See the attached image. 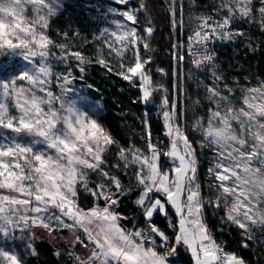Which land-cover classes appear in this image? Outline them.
<instances>
[{
  "label": "snow or ice",
  "instance_id": "snow-or-ice-1",
  "mask_svg": "<svg viewBox=\"0 0 264 264\" xmlns=\"http://www.w3.org/2000/svg\"><path fill=\"white\" fill-rule=\"evenodd\" d=\"M23 2L35 6L37 16L34 19L25 18V10L20 7L22 0H0V56L20 57L32 64L39 56L41 63L39 67L20 71L11 80H0V95L14 98L11 109L6 99H0V234L8 236L13 227L23 230L36 226L49 233L69 229L74 234V244L88 247L81 235L76 234L79 232L93 245L91 255L75 257L77 264H97V261L99 264H170V257L176 254L177 247L169 249L168 236L151 223L154 213L165 212V206L169 204L179 215L175 245L183 244L190 248L195 264H220L221 255L225 257V264H246L235 253L224 252L203 221L205 202L200 185L196 183V152L192 141L175 123L176 104L172 105L171 114L164 112L166 134L172 138L169 152L161 153L151 143L150 132V155H144L139 149L119 150L118 155L125 161V167L139 165L137 187L144 191L136 204L146 218L147 230L120 227L121 217L113 211L119 201V193L123 191L119 179L109 177L115 186V193L106 192L108 186L105 184L88 187L89 170L99 172L102 177L108 176L102 168L103 154L107 146L116 142L87 112L69 106L65 110L67 115H62L52 108L51 92H47V99L37 95V91H47L43 85L51 72L45 63L49 46H66L54 44L45 32L48 19L39 14L46 8L47 15L51 16L55 9L46 0ZM119 2L125 4L127 0ZM257 2L262 5L258 9L253 0H224L220 5L221 10L227 13L224 19L213 25L209 23V18H201V29L207 28L210 32L196 31L195 42L203 45L218 31L228 28L237 17L257 22L264 30V0ZM144 8L145 5L141 4L139 9L123 11L121 15L136 25V12ZM144 31L151 36L154 29L148 27ZM235 35L243 33L237 31ZM112 36L115 42L109 43L108 47L117 55H123L129 47L133 48V66L119 74L125 80L139 77L142 86H145L143 96L147 101L151 92L146 87L150 77L145 72V66L151 62V57L142 59L138 47L145 38L134 26L122 30L119 35L113 32ZM222 36L231 39L229 32H222ZM115 43L121 47L117 49ZM142 46L149 48L147 42ZM70 54L83 59L80 52ZM206 61H213V55L205 54L202 60H195L194 63L199 66ZM98 62L107 65L102 58ZM216 79L222 77L217 76ZM17 81H27L29 86L17 87ZM208 92L218 105L225 106L224 110L221 107L212 110L208 127L202 129L206 142L202 147L214 146L216 152L214 167L208 169L209 174L219 182L216 187L220 195L216 198L215 207H223L226 210L225 219L245 230L247 239L251 240L250 226H264V82L246 90L242 98L243 106L238 109L231 107L232 99L222 95L218 89L210 87ZM164 103H168L167 99ZM44 105L48 106L47 111ZM233 121L237 122L235 126ZM25 139L27 144L20 143ZM49 150H54L55 154H49ZM161 155L173 158L174 162L178 160L179 166L171 169L173 174L161 171L158 163ZM225 182H231V186ZM78 186L97 199L103 197L105 206L102 209L93 207L85 212L77 204ZM156 193H163V198L153 201L150 194ZM207 203L212 204V201ZM53 210H58L59 214ZM29 212L35 215L30 216ZM64 218L71 223L65 222ZM161 238L162 247L156 243ZM243 246L247 247V244ZM0 264L25 262L12 250L0 248Z\"/></svg>",
  "mask_w": 264,
  "mask_h": 264
},
{
  "label": "rangeland",
  "instance_id": "rangeland-1",
  "mask_svg": "<svg viewBox=\"0 0 264 264\" xmlns=\"http://www.w3.org/2000/svg\"><path fill=\"white\" fill-rule=\"evenodd\" d=\"M200 1L202 0H161L159 6L155 0H127L125 4L120 3L119 0H46V3L50 4L55 11L51 16L47 15L46 8L39 13L45 15L48 19V27L45 32L54 44L65 45L66 47L49 46V56L46 58L45 63L50 67L51 72L49 77L46 78L47 83L43 85L47 91H37V95L47 99V92H51L53 95V110L62 115H67L65 110L67 107L73 106L74 109L80 112H87L91 119L97 120L109 133L100 121L104 109L102 96L98 94L96 89L91 91L90 88H95V86L88 78L89 71L93 69V72L96 71L99 74L100 81L104 80L106 82L110 81L108 76L114 74L120 80L127 82L129 88L137 91L134 98L137 103H142L143 109L140 114H134L135 123L131 128L132 134L128 138L129 141L125 145H120L109 133L116 143L107 146L103 154L104 163L102 168L108 173V176L102 177L99 172L89 170L88 187L95 188L98 184H105L108 186L106 192L110 190L115 193V186L111 184L109 177L118 178L123 191L119 193V201L113 211L116 212L115 209L119 206L122 195L134 196L135 212L132 217L120 214V222L128 229L135 226L143 230H147L146 218L142 209L136 204L140 194L144 191L143 188L137 187L136 172L139 165L129 164L128 167H125V161L120 159L118 153L120 148H132L141 150L144 155H150L148 149L149 132L151 133V143L156 145L161 153L169 152L172 138L166 134L167 127L164 112L168 111L171 114L173 111L172 105L176 104L175 123L181 127L189 140L192 141L196 152V183L200 185L201 197L205 202L203 209L204 223L206 224L205 213L210 212L212 217L215 216L218 219L217 224L220 232L222 230L227 232V229H229L238 234L241 247L245 251L251 249L261 250L263 254L262 263L264 264V226L251 225L253 238L249 240L245 230L225 219L226 210L223 207H215L216 198L220 195V190L216 187L219 182L215 180L213 175L209 174L208 169L214 167L216 152L213 150L214 146L202 147V144H206L202 129L208 127V117L211 111L217 109V107H221L222 110L225 108V106L218 105L216 99L210 98L211 94L208 92V88L214 87L222 95L229 96L232 99L230 106L238 109L243 106L242 98L246 90L257 87L264 82V72L245 71V64L242 61L235 62L238 63L239 67L227 68L223 63L224 59L213 47L210 52L213 55V61L202 62L199 66L194 63L198 59L188 56L182 46L183 42H179L180 38L200 26L201 18H209V23L215 25L221 22L227 14L220 8L224 0H205V4ZM253 3L256 9L262 6L257 0H253ZM141 4H144L145 8L136 12L138 23L132 25L131 22L126 21L121 13L139 9ZM20 7L24 8L26 19L31 20L37 16L34 11L35 6L24 3L22 0ZM71 17L74 21L71 20ZM77 20H80L81 27L77 25ZM60 22L61 26H59ZM133 26L145 38L138 45L141 58L151 57V62L145 66V72L150 77V83L146 87L151 92V96L147 101L143 96L145 86H142L143 82L139 77L125 80L119 74L122 71L126 72L128 67L133 66L135 62L133 48L129 47L123 52V55H117L115 51L110 50L108 47L109 43L115 42V37L112 36L113 32L119 35L122 30H127ZM148 27L154 29L151 36H148L144 31ZM237 31L242 32L243 35H235ZM222 32H229L231 39L223 38ZM144 42L149 44L148 49L143 48ZM237 43L242 47L241 49L264 47V30L257 22H249L247 19L241 20L237 17L228 28L217 32L215 44L226 46ZM115 47L119 49L121 46L119 43H115ZM73 52L82 53L83 59H77L70 54ZM178 57H183V59H178ZM101 58L107 61V65L98 62ZM34 60L35 64H32L20 57L0 56V80H11L20 71L39 67L41 58L37 56ZM199 60H202V58H199ZM121 65H123V68ZM109 68L111 71H109ZM217 76L222 77V79L217 80ZM21 86L28 87L29 84L27 81H17V87ZM137 96L139 97L137 98ZM0 99H6L11 109L14 98H4L0 95ZM165 99L168 101L167 104L164 103ZM44 107L47 111L48 106L44 105ZM12 114H16L14 110H12ZM151 120L159 122L162 126L161 133L158 134L152 131ZM236 123L233 121L234 126ZM236 130L239 132V128ZM20 143L27 144L28 140H22ZM49 154L54 155V150H49ZM129 160H131V156H129ZM158 163L161 171H169L170 175L173 174L171 169L179 166L178 160L174 162L173 158L166 155H161ZM117 165L119 166L117 167ZM225 183L231 186V182ZM150 195L153 201L157 198H163V193ZM209 200L212 201V204L207 203ZM77 204L85 212L93 207L98 206L102 209L105 206L103 197L97 199L80 186H78ZM83 204H91V206L86 208ZM53 211L59 214L58 210ZM175 214L177 221L174 217ZM28 215L35 214L29 212ZM64 219L65 222L71 223L68 218ZM151 223L168 236L169 249L172 246L177 247L176 254L170 257V264H183L184 257L195 260L190 248L183 244L175 245V236L179 229V215L173 206L166 204L165 212H155ZM208 229L216 243L224 245V242L218 240L213 234L214 231L209 227ZM76 234L81 235V239L88 244L87 248L73 243L75 237L69 229L49 233L48 230L42 227L30 226L23 230L13 227L8 236L0 234V248L12 250L21 256L26 264L27 258L33 255V252H37L35 242L47 240L54 247L56 255H58L57 253L66 254L72 258L73 264H77L75 257L84 258L91 255L93 245L79 232ZM156 243L161 244L162 247V238L157 239ZM245 243L247 247L243 246ZM236 255L242 257L240 254ZM177 260L179 262H176ZM97 264H99V261H97ZM246 264H248L247 261Z\"/></svg>",
  "mask_w": 264,
  "mask_h": 264
},
{
  "label": "trees",
  "instance_id": "trees-1",
  "mask_svg": "<svg viewBox=\"0 0 264 264\" xmlns=\"http://www.w3.org/2000/svg\"><path fill=\"white\" fill-rule=\"evenodd\" d=\"M155 2L159 5L161 0H155ZM200 2L205 4V0ZM72 19L73 17H71V20ZM77 25L80 27L82 26L80 20H77ZM59 26H61V22L59 23ZM184 37L180 39H183ZM258 39L260 40L261 38ZM214 48L224 59L223 63H225L224 65L227 66V68L239 67L238 63L239 61H242L243 64H245V71L264 72V47H259L258 49H241L242 47L237 43L235 45L226 46L215 44L213 46V49ZM236 61H238V63H235ZM109 77V82L104 80L100 81L99 74L96 71L93 72L92 69L89 71L88 78L95 88L91 87L90 89H92L91 91H95L96 89L98 94L102 96L104 109L100 116L101 123L117 143L125 145L132 134L131 128L135 123L134 114H140L143 107L142 103H137L134 98L137 91L129 88L127 82L120 80L114 74L108 76V78ZM138 97L139 96H137V98ZM150 125L154 133H161L162 126L159 122L151 120ZM133 198L134 196L127 197L126 195H122L119 206L116 207L115 211L121 215L132 217V214L136 209ZM83 205L86 208L91 206V204ZM205 215L206 224L214 231L213 234H215L216 238L221 242H224L226 250L240 254L248 264H263V254L261 250L251 249L245 251L244 248L241 247V240L238 238V234L235 231L227 229V232H224V230L220 232L217 224L218 219L215 216L212 217L210 212H206ZM34 245L37 252L27 258L26 264H73L72 258L66 254L56 255L54 247L47 240H39L35 242ZM189 263H191L190 260L186 259V261H184V264Z\"/></svg>",
  "mask_w": 264,
  "mask_h": 264
},
{
  "label": "built area",
  "instance_id": "built-area-1",
  "mask_svg": "<svg viewBox=\"0 0 264 264\" xmlns=\"http://www.w3.org/2000/svg\"><path fill=\"white\" fill-rule=\"evenodd\" d=\"M198 30H201L202 32H210V29L207 28L201 29V25H200L194 30L190 31L188 34H186V36L179 41L180 43L183 42L182 43L183 48L185 49L188 56H190L193 59L203 58L205 54H210L211 48L215 45V35L212 36L207 41H205L203 45L196 43L194 39V33ZM190 37H192L193 39H189ZM219 245L223 247L224 252L229 253L225 250L223 244H219ZM219 261L220 264H225V257L221 255L219 257Z\"/></svg>",
  "mask_w": 264,
  "mask_h": 264
},
{
  "label": "crops",
  "instance_id": "crops-1",
  "mask_svg": "<svg viewBox=\"0 0 264 264\" xmlns=\"http://www.w3.org/2000/svg\"><path fill=\"white\" fill-rule=\"evenodd\" d=\"M118 214H119V213H118ZM119 215H120V214H119ZM174 217H175V219H176V221H177L176 214L174 215ZM120 221H121V220H119V225H120V227L128 229L125 225H122ZM124 224H125V223H124ZM132 229L135 230V229H137V228L134 226V227H132ZM139 229H141V228H139ZM146 246H147V245H146ZM186 259L191 261V263H189V264H195V260H194V259H192V258L189 259V258H185V257H184V261H186ZM182 260H183V259H182ZM176 262H179V261L177 260ZM183 264H184V263H183Z\"/></svg>",
  "mask_w": 264,
  "mask_h": 264
}]
</instances>
